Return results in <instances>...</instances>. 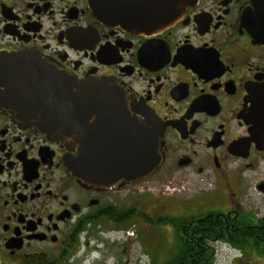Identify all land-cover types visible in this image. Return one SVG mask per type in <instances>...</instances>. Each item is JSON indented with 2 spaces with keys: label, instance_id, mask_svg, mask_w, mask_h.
Listing matches in <instances>:
<instances>
[{
  "label": "flooded vegetation",
  "instance_id": "af4514ba",
  "mask_svg": "<svg viewBox=\"0 0 264 264\" xmlns=\"http://www.w3.org/2000/svg\"><path fill=\"white\" fill-rule=\"evenodd\" d=\"M170 1L103 0L101 20L90 0H0V57L124 96L49 136L0 88V264H109L130 233L136 264H264V0H195L166 30L126 28L169 20ZM155 145L158 166L133 177Z\"/></svg>",
  "mask_w": 264,
  "mask_h": 264
},
{
  "label": "water",
  "instance_id": "95a60500",
  "mask_svg": "<svg viewBox=\"0 0 264 264\" xmlns=\"http://www.w3.org/2000/svg\"><path fill=\"white\" fill-rule=\"evenodd\" d=\"M195 0H172L170 1V8L173 7L174 15L166 21L158 23H143V24H131L124 27L132 29L134 31H163L170 27H173L179 19L183 16V13L188 7L192 6ZM92 9L97 18L104 20V13L102 5L103 0H90ZM122 17H119L117 21L123 22ZM0 88H4V92L1 94L2 101L10 108H22L26 109L24 116L29 118L33 123L42 128V131L46 134L55 135L62 130H69L71 128L70 122L64 117L69 115L70 112H81L80 105L82 103L91 104H107L113 100H122L124 98L121 91L115 87H110L107 82L90 81L89 83L76 82L70 78H66L59 72H55L54 69L45 67L37 59H34L29 55L14 54L4 55L0 57ZM54 102V109H50L49 106ZM74 104L76 110L58 108L59 105ZM49 103V104H48ZM88 105V107H89ZM98 105V104H97ZM120 110H123V105L117 106ZM93 109L100 110V107L96 106ZM48 115L56 116L55 122H48L46 117ZM45 118V120H44ZM132 122H134L132 120ZM138 135L143 134V128L137 124ZM155 145V149H156ZM160 160L157 158V149L155 150V162L151 159V166L143 168L142 164L135 166L129 172L133 177L141 176L142 173L148 174L153 171L159 164ZM126 170V173H128Z\"/></svg>",
  "mask_w": 264,
  "mask_h": 264
},
{
  "label": "rangeland",
  "instance_id": "374dc122",
  "mask_svg": "<svg viewBox=\"0 0 264 264\" xmlns=\"http://www.w3.org/2000/svg\"><path fill=\"white\" fill-rule=\"evenodd\" d=\"M159 188L160 190L164 189V187L161 188V186ZM113 236H115L117 242V245L115 246L116 250L114 252V255L116 256L115 258L117 259L118 264H136L135 260H137V258H140V256H143V252L141 251L143 235H141L140 239L137 241L138 236H133L130 233L131 239L128 243L125 240L123 242V237L120 235L117 236L116 234H114ZM144 238H146L145 235ZM115 258L112 257V259L109 260V264H115ZM220 263L224 264L222 263V260L220 261Z\"/></svg>",
  "mask_w": 264,
  "mask_h": 264
},
{
  "label": "built area",
  "instance_id": "2783aa9c",
  "mask_svg": "<svg viewBox=\"0 0 264 264\" xmlns=\"http://www.w3.org/2000/svg\"><path fill=\"white\" fill-rule=\"evenodd\" d=\"M167 191H169V193H170V192H171V193H175V192H176V189L170 187V188L167 189Z\"/></svg>",
  "mask_w": 264,
  "mask_h": 264
}]
</instances>
